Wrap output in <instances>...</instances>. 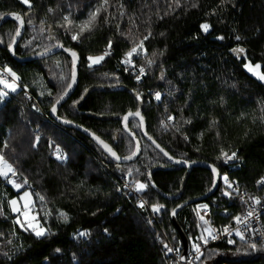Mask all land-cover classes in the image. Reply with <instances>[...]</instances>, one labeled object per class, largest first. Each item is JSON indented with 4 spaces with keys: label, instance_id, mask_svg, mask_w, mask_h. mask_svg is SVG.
<instances>
[{
    "label": "trees",
    "instance_id": "obj_1",
    "mask_svg": "<svg viewBox=\"0 0 264 264\" xmlns=\"http://www.w3.org/2000/svg\"><path fill=\"white\" fill-rule=\"evenodd\" d=\"M29 3L31 7L21 0H0V18L12 12L27 18L16 55L30 57L60 44L76 50L81 57L78 87L60 108L59 117L97 134L120 156L130 155L135 144L123 132L120 121H100L87 114L123 117L135 112L139 105L132 95L126 91H95L81 108L73 106L91 87L125 86L144 101L143 116L149 136L175 159L209 163L243 188L252 187V193L264 194V187L253 188L264 177V81L243 66L248 62L252 66L259 64L257 71L264 74V0H179V6L176 0ZM97 7L101 11L91 30L81 33L79 25ZM64 16L69 17L71 24L64 21ZM203 23L211 25L207 33L201 30ZM17 27L15 21L0 27V65L16 73L17 81L38 100L43 113L32 107L23 89L0 101V153L16 170L17 183L25 185L18 191L8 178L0 177V264H169L157 230L147 222L148 210L139 208L134 198L125 199L122 190L116 189H121L120 176L131 169L134 180L148 183L150 174L159 190L175 196L186 170L172 167L147 143L136 120L130 121V128L142 143V153L135 162L122 166V174L87 136L52 120L49 110L70 82L71 58L60 53L44 60L18 63L7 47ZM51 29L55 43L49 35ZM149 32L151 35L143 44L147 52L136 59L137 65L148 68V74L136 86L116 62ZM73 34L78 35V40L71 39ZM219 36L224 39H217ZM109 40L112 54L89 68L86 58L102 55ZM233 48H243L245 53L234 54ZM153 52L157 53L155 57ZM148 60L154 63L149 65ZM156 92L161 94L157 102L152 100ZM169 116L173 117L172 122L162 127ZM57 147L66 156L63 161L56 158ZM221 149L229 155L236 152L237 158L227 163L223 158L217 159ZM212 183L209 170L196 168L190 171L180 200L163 198L150 184L141 193L149 208L153 203L164 205L155 215L173 244L179 238L170 219L172 210L182 202L204 196ZM27 190L34 197L39 215L41 208L50 213L47 220L45 214L41 221L54 235L38 240L13 225L19 214L11 212L8 201L18 199ZM217 198L216 193L204 203L217 201L219 209L233 208ZM195 207L189 206L178 215L189 238L199 232ZM235 209L242 211L238 205ZM59 213L67 214V223ZM213 220L219 225L231 224L233 215L221 217L216 210ZM79 231L90 235L80 237ZM246 247L242 242L235 246L211 245L199 264H264V252L245 254ZM56 248L60 253L54 251ZM208 250L215 253L211 258ZM4 253L12 259H6Z\"/></svg>",
    "mask_w": 264,
    "mask_h": 264
},
{
    "label": "snow or ice",
    "instance_id": "obj_2",
    "mask_svg": "<svg viewBox=\"0 0 264 264\" xmlns=\"http://www.w3.org/2000/svg\"><path fill=\"white\" fill-rule=\"evenodd\" d=\"M22 3L25 4H29V0H21ZM221 2L223 3V0H221ZM103 3H107V0H103ZM177 6H179V0H176ZM29 7H31V5L29 4ZM193 7H195V5H193ZM49 12L53 11L52 9H48ZM101 11L100 7H97L95 9V11L89 12L88 13V19L85 21H82L81 24L79 25L80 28V32L83 33L86 29L87 30H91V26L94 24L95 19L97 17V15L99 14V12ZM123 15V13H121ZM14 18L16 21L19 22V27H17L16 31H15V36L18 37L21 33H20V29L23 27L24 25V19L19 15V14H13ZM64 21H66L68 24H71V21L69 20L68 16H64L63 17ZM29 24L32 23V20L29 19L28 21ZM43 24V21L41 22ZM61 27H63L64 25H60ZM201 30L204 33H207L210 28L211 25L207 24V23H203L201 24ZM117 29H119V25H117ZM43 30V29H42ZM151 35V33L149 32L148 35L144 36L142 40L139 41L138 44H136V46L132 47L130 51H128L125 54V58L122 59L121 63L123 65H125V71L128 70V65H130L132 63L131 61V57L133 56V54L136 55H140V52H147V49H145L143 47L144 41L147 40L149 38V36ZM161 35H163V33H161ZM71 39L73 41L78 40V35L77 34H73L71 36ZM217 39L219 40H223L224 37L223 36H219L217 37ZM237 40L240 39L239 36L236 37ZM15 44V37H13V41L12 43L8 44V49L10 52H12L13 54H15L14 52V48L13 45ZM58 47H63L62 45H57ZM111 48H112V41L109 40L108 41V45H107V50L99 56H88L86 59L88 61V66L89 68H91L93 65L95 64H100L105 57L110 56L111 53ZM139 50V51H138ZM64 51L69 52L70 56H71V66H72V73H71V83L67 84V88L65 89V91L63 92V94L58 95L55 102L52 104L51 106V113L53 115H56L57 113V105L61 103V101L65 98V96L68 95V90H70L73 87V84L76 82V65H77V60H78V54L75 51H72L70 49H64ZM231 51L234 54L239 55L240 53H245V49L243 48H233L231 49ZM41 55H43V53H41ZM157 55L156 52L152 53V56L155 57ZM162 55V53H161ZM149 65L153 64L154 61L153 60H148L147 62ZM249 72L253 73V75H257L258 79H260L261 81H264V74H258L257 73V69L260 68L259 64H256L255 66H252L250 64V62L245 63L243 65ZM10 75L14 78V80H18L19 77L16 75L15 72H12L11 69H6ZM144 67H140L139 69V73L140 75H137L135 78L136 80L139 82L141 79V76L144 74ZM161 79L164 78L163 76V72H161ZM61 79H63V76H61ZM0 84L4 85L6 88L11 89V91L15 92L16 91V85L15 83H9L8 81L4 80V79H0ZM8 93L0 91V100H3L5 96H7ZM41 95H43V93H41ZM154 98L156 101H160L161 100V94L159 92L154 93ZM81 99H83V97H81ZM136 99L138 101H140L142 98L137 95ZM77 103H79V101H74L73 102V106H75ZM38 110V109H37ZM130 116H134V117H139V122H140V126L141 128L143 127V116L141 115L140 111H136L135 113L129 112L127 115H125L123 117V121L125 122V129L127 130V121L129 119ZM169 120L173 119V117L169 116L168 117ZM64 123H71V121L68 120H64ZM188 123H190V121H188ZM179 130V129H177ZM145 135H147V133H144ZM134 137V134H133ZM149 140H151V137H148ZM93 139L96 140L99 144L102 145L103 149L109 154L110 157H112L113 159H115L116 161L120 160V157L117 155V153L112 149L111 146H109L107 143H105L103 140H101L99 137L95 136V134H93ZM185 139H187V137H185ZM36 141L38 143L39 141V137H36ZM153 143L155 144V141H153ZM35 146V145H33ZM159 151L163 154V156L167 157V159L169 161H173L176 164H180L183 163L185 165H189V161L188 160H178V159H174L171 155H169V153L167 151H165L163 148L160 147L159 144L155 145ZM5 147H7V144H5ZM140 150V146H139V142L137 141L136 144V151L132 152L130 155H127L124 157V159L126 160H130L133 157H135L137 155V153ZM56 153L57 156L56 158L58 160L63 161L64 159H66V156L61 154V150L59 149V147L56 148ZM223 158L224 162L227 163L230 160H235L237 158V153L236 152H232L231 155H229L228 153L224 152L223 149H221L220 152V156L217 157V159H221ZM131 169H129L128 171V175H131ZM138 171V170H137ZM211 171L213 173V176H219V172L217 170V168L215 166L211 167ZM9 173H11V175L13 177L16 176V170L13 168V166L8 163V161L5 159V156L3 153H0V177H4V178H8L9 177ZM223 182L226 185V189L222 192V195L225 197H231L232 193L229 192L227 189L233 188V183L229 181L228 176L225 174L222 176ZM9 183H11L15 188L19 189L22 187L21 184L17 183L15 180H9ZM25 183L27 182L26 180L24 181ZM214 186H215V180H214ZM258 183L264 184V178L261 179V181H259ZM149 184H151V187L155 188V184L151 183L150 181V174H149V182L145 183V182H140L139 180L133 181L132 185L134 188V191L136 193H143L145 192L148 187ZM129 184L125 183V188H128ZM118 192L121 191V189L117 188L116 189ZM236 191L238 192V188L236 189ZM29 197L30 194L28 192H25L24 195L22 197H20V200L25 201L24 205H23V211L21 212L20 208L17 207V200L16 199H12L10 201H8V205L9 208L11 209V212L16 213V212H21V215L17 216L13 221V225H19L20 229H22L24 232H28L30 235H32L35 239H42V238H47L50 235H54V233L51 232L50 228H46L44 225L40 224V222L37 220L36 216H32L31 218H29V208H30V203L29 201ZM40 200L43 202L44 197H39ZM252 200V203L254 205H260L261 204V200L259 197H251L250 198ZM145 201L141 200L138 202V207L143 209L145 207ZM177 207H182V205H177ZM200 207L204 208L205 210H207L208 205H201ZM164 208V205L158 204V203H153L151 205V211L153 213H159L160 210ZM119 211V210H117ZM255 213V209L250 210L247 212V215L245 217H243V219L240 216H234L233 219L236 221V223L238 225H243L245 230H249L250 229V225H249V219L251 217L254 216ZM3 214V210L2 207H0V215ZM50 215V213H46L44 219L47 220L48 216ZM93 215H95V213H93ZM171 215L175 216L176 215V209H173L171 212ZM21 216L24 217V219H21ZM59 217L61 219H63V221L65 223H67L68 221V217L66 213H59ZM200 219L203 221V225H197V227L202 228V232L201 235L197 237L196 242L193 243V250H194V258L196 260H199L201 258V256L204 255V252L202 251V247H206L207 244L209 243V240H216L218 238H220V236H230L231 232H230V226H224L222 230H216V229H212L210 227H204V225H208L209 221L205 220L203 216L200 217ZM148 223H151V221L149 220ZM105 232H107V229L104 230ZM258 230L257 229H251L250 230V235L256 233ZM206 233V235H205ZM78 236L80 237H84L87 235H90V233H88L87 231H79L77 233ZM235 235L240 237L241 241H245L247 247L244 249L245 254H247L249 251L250 252H264V233H261L260 235V239L257 242L256 240H246L244 233L239 229L236 228L235 229ZM229 244H233L234 241L232 239H228L227 241ZM164 249H166V252L171 253L173 251H175V249L173 247H169L168 244H164ZM54 251L56 253H60V249L56 248L54 249ZM241 249H237V252H240ZM214 251L213 250H208V257L211 258L212 255H214ZM5 256L6 259L11 260L12 257L8 255V253H4L3 254ZM181 259L184 260L186 259L184 256H181Z\"/></svg>",
    "mask_w": 264,
    "mask_h": 264
},
{
    "label": "built area",
    "instance_id": "obj_3",
    "mask_svg": "<svg viewBox=\"0 0 264 264\" xmlns=\"http://www.w3.org/2000/svg\"><path fill=\"white\" fill-rule=\"evenodd\" d=\"M116 66L120 70H122L124 76L130 78L132 83L135 84L136 86H139L140 84H142L143 79L147 75V70H145L144 74L141 76L140 81L138 82L135 77L137 75H140L139 72H133L132 68H128V70L125 71L124 68H121L119 61L116 62ZM6 69H8V68L0 65V79H4V80L8 81L9 83L14 82L15 85L18 87V89H23L25 92V97H26L27 101L32 105L33 108H35L36 110L38 109L37 111L43 113L41 105L39 104L38 100L36 98H34V96L29 91L24 89L21 86V84L19 83V81L14 80V78L10 75V73ZM147 100L149 101V98H147ZM171 122H172V120H166L162 123V125L165 126V125L170 124ZM222 176L223 175L220 176L219 188L217 191L218 198L216 200H218V199L225 200L231 206H233V208L219 209V204L217 203V201L213 202L212 204H207V203L203 202V203L196 205L195 213H196V217L198 219L199 225H203V221L200 219V217L203 216L205 220L209 221L208 225H204V227H210L212 229L222 230L223 227L227 225V226H230L231 235L230 236H223L222 235V236H220V238H218L216 240H209V243L207 244V246L202 247V251L204 253L211 245H214L217 243H224L228 246H235L237 242L245 243V241L240 240L239 236L235 235V229L236 228H239L244 233L246 240L251 239V240H256L257 242L260 239L261 233H264V194L258 195L256 193H252L250 191L252 189V187L249 190H247V189L243 188L237 180H234L229 175H227L229 178V181L233 183V188L227 189L229 192L232 193L231 197H225L222 195V192L226 189V185L223 182ZM261 179H259L258 181H256L254 183L253 188L260 189V188L264 187V184L258 183L259 181H261ZM120 181H121V190L123 193V197L125 199L131 200L132 198H134L137 200V202H139L141 200L145 201L141 197V193H136L134 191L132 181L130 180L128 174L121 175ZM125 183L129 184L128 188H125ZM237 188H238V192L236 191ZM251 197H259L261 200V204L260 205H254L252 203V200L250 199ZM205 204L208 205L207 210L200 207L201 205H205ZM235 205L240 206V209H242V211L241 210L235 211L236 210ZM145 208L148 210V213H149V218L147 219V222L150 220L151 223H148V224L154 230H157L156 232L158 235V240L163 244V246H164V244H168L169 247H173L175 249V251H173L171 253L166 252L167 258H168V263L169 264H199L203 256H201V258L199 260H196L194 258V250H193L192 246H193V243L196 242L197 237L201 235L202 228L199 227V232L195 237H191V238L188 237V239H189V252L185 257L186 259L184 261H182L181 256L183 253V245L180 242V240H178L177 244H173L169 232L166 231L165 229H163L159 225V221H158L155 213H153L151 211V208H149L147 206V203H145ZM253 209H255V213H254V216L249 219V225H250L249 230H245L244 226L242 224L238 225L234 219L232 220L231 224H226V225L216 224L213 220V215H214V212H216V210L219 212L221 217H227V216H231V215H233V217H234V216L238 215L243 219V217H245L247 215V212L250 210H253ZM253 228L257 229L258 231L256 233L250 235V230ZM205 235H206V233H205ZM228 239H232L234 241V243L229 244L227 242Z\"/></svg>",
    "mask_w": 264,
    "mask_h": 264
},
{
    "label": "water",
    "instance_id": "obj_4",
    "mask_svg": "<svg viewBox=\"0 0 264 264\" xmlns=\"http://www.w3.org/2000/svg\"><path fill=\"white\" fill-rule=\"evenodd\" d=\"M14 12L12 13H8L6 15H4L3 17L0 18V27H2L5 23L7 22H10V21H15L18 23L19 25V22L15 20L14 16H13ZM15 14H18V13H15ZM20 15V14H19ZM23 19H24V25L23 27L20 29V35L18 37L15 36V44L13 45V48H14V52L15 54H13L12 52L9 51V54L10 56L16 60L18 63H24V62H30V61H35V60H44L46 58H49V57H52L54 55H57V54H60V53H63V54H66L67 56H70L69 52H66L64 51V49H70L68 47H65L64 45H62L63 47H58L57 45H60V44H56L53 48L49 49L48 51H45L43 52V55L40 54H37V55H34V56H30V57H19L16 55V48L19 44V42L21 41V39L23 38L24 34H25V30H26V27H27V24H26V19L20 15ZM54 32L53 30L51 29L49 31V35L52 36V41L55 43L56 40L54 38ZM72 51H75L77 54H78V60H77V65H76V82L73 84V87L68 90V95L65 96V98L61 101L60 104L57 105V113L56 115H53L51 113V108L49 110V115L51 117L52 120L56 121L58 124H60L61 126L65 127V128H69V129H73V130H76L82 134H84L85 136H87L91 141H93L97 146L98 148H100V150L112 161L115 163V169L117 170L118 173L122 174L123 173V169H122V166L125 165V164H130V163H133L135 162L141 155L142 153V143L140 141V139L138 138L137 134L130 128V121L131 120H137L139 122V117H134V116H130L128 121H127V130L125 129V122L123 121V117L125 115H127L128 113H126L123 117H116V116H105V115H98V114H92V113H88L87 116L90 117V118H93V119H96V120H100V121H120V124H121V127H122V130L123 132L134 142L135 144V150L136 151V144H137V141L139 142V146H140V150L139 152L137 153V155L135 157H133L132 159L130 160H126L124 159V157L120 156L117 151L113 148V146L111 144H109L108 142H106L105 140H103L101 137H99L97 134L87 130L86 128L80 126V125H77L73 122L71 123H64L63 121L65 119H62L61 117H59V110L60 108L66 104V102L72 97V95L75 93L77 87H78V84H79V70H80V66H81V57L79 55V53L76 51V50H73V49H70ZM72 73V72H71ZM71 77H70V82L71 83ZM95 91H103V92H118V91H126L128 92L130 95H132L135 99H136V96L140 94H138L136 91L130 89V88H127L125 86H122V85H118V86H113V87H100V86H95V87H91L89 88L84 96H83V99H81L79 101V103H77L75 105V109H79L81 108V106L84 104V102L87 100V98L92 94L94 93ZM141 97V96H140ZM142 98V97H141ZM138 105H139V111L141 113V115L143 116V111H144V101L143 99H141L140 101H138L136 99ZM137 110V111H138ZM136 112V111H135ZM135 112H132V113H135ZM140 124V122H139ZM141 127V126H140ZM147 133V135H145L144 133ZM93 134H95V136L99 137L101 140H103L105 143H107L109 146L112 147V149L117 153V155L120 157V160L119 161H116L115 159H113L112 157L109 156V154L103 149L102 145L99 144L96 140L93 139ZM133 134H134V137H133ZM141 134L144 138V140L149 143L156 151H158L162 156L163 154L159 151V149L155 146L156 144H158L156 141H155V144L153 143V139L149 140L148 137L149 134H148V130H147V122L143 116V127L141 128ZM116 141V140H115ZM161 147V146H160ZM162 148V147H161ZM164 149V148H163ZM165 150V149H164ZM166 151V150H165ZM171 155V154H169ZM172 156V155H171ZM167 162L172 166V167H179V168H183L186 170V173H185V176L183 178V181H182V184H181V187H180V191L178 192V194H176L175 196H168L167 194L163 193L161 190H159L157 188V186L155 185V188L152 187V189H154L160 196H162L163 198L167 199V200H170V201H177V200H180L183 193H184V189H185V186H186V183L189 179V176H190V171L193 170V169H196V168H203V169H207L209 170L211 173V167L214 166V165H211L209 163H205V162H189V165H185L183 163H180V164H176L174 163L173 161H169L167 159V157L163 156ZM173 157V156H172ZM174 158V157H173ZM175 159V158H174ZM216 167V166H215ZM217 168V167H216ZM219 174H220V171L219 169L217 168ZM212 176H213V173H212ZM220 176H216L214 177L213 176V182L215 180V186H214V183H212V186L210 188V190L204 195V196H201L199 198H196V199H193V200H189V201H186V202H182L180 203L179 205H182V207H176L174 209H176V215L173 216L170 214V219H171V222L174 226V228L176 229L177 231V234H178V238L180 240V242L182 243L183 245V253H182V256L186 257V255L188 254L189 252V239L186 235V233L184 232L183 228L180 226L179 222H178V215L179 213L189 207V206H192V205H197V204H200V203H203L205 202L206 200H208L209 198H211L212 196H214L217 191H218V188H219V182H220ZM151 183H153L152 180H150ZM151 185V184H150ZM185 260V259H184ZM182 260V261H184Z\"/></svg>",
    "mask_w": 264,
    "mask_h": 264
},
{
    "label": "rangeland",
    "instance_id": "obj_5",
    "mask_svg": "<svg viewBox=\"0 0 264 264\" xmlns=\"http://www.w3.org/2000/svg\"><path fill=\"white\" fill-rule=\"evenodd\" d=\"M23 5H25V6H27V7H29V4H25V3H22ZM31 5V4H30ZM139 51V50H138ZM145 55V52H143V51H141L140 52V55H136V54H133V56L130 58L131 59V61H132V63L130 64V65H128L127 67L128 68H132V71L133 72H139V69H140V67H144V70H147V74H148V68L146 67V66H144V65H137L136 64V59L137 58H140V57H143ZM106 58V57H105ZM125 57H123L122 59H124ZM122 59H120V66H121V68H124L125 69V65H123L122 63H121V61H122ZM102 63V62H101ZM100 63V64H101ZM59 64V63H58ZM97 65H99V64H95V65H93L92 67H94V66H97ZM257 71V70H256ZM257 73L258 74H260L258 71H257ZM147 76V75H146ZM256 77H257V75H255ZM42 86H44V83H42ZM44 88V87H43ZM18 90V87L16 86V91ZM45 90V89H44ZM0 91H3V92H6V93H8V95L7 96H5L4 97V99H7V98H9V97H11L12 96V93H14L13 91H11V89H9V88H6L4 85H2V84H0ZM15 91V92H16ZM43 92V91H42ZM46 92V91H45ZM3 99V100H4ZM152 100H155V98H154V96H152ZM0 101H2V100H0ZM156 101V100H155ZM157 102V101H156ZM169 120V119H168ZM172 120V119H171ZM162 127H164L163 125H162ZM7 160V159H6ZM8 161V160H7ZM8 163H10L9 161H8ZM11 164V163H10ZM12 165V164H11ZM13 166V165H12ZM14 168V167H13ZM129 176V178H130V180L133 182V181H136V180H134L133 179V177H132V173H131V175H128ZM4 178V177H3ZM8 179L9 180H15L16 182H17V177L15 176V177H13L12 175H11V173H9V177H8ZM140 182H143L142 180H139ZM19 184H21L22 185V187L21 188H19V189H17L18 191L19 190H23L24 189V187H25V185L23 184V183H19ZM25 192H28L29 194H30V197H29V203H30V208H29V218H31L32 216H36V218H37V220L40 222V224H42V225H44L43 224V222L41 221V217H43L46 213H44L43 212V209L41 208V214L39 215V213H38V211L36 210V207H34V205H35V203H34V197H33V195H32V193L30 192V191H25ZM24 192V193H25ZM24 193H22L21 195H20V197H22L23 195H24ZM20 197L18 198V199H16L17 200V207L18 208H20V210H21V212L23 211V205H24V203H25V201H23V200H20ZM21 212H16L17 214H19V215H21ZM21 219L23 220L24 219V217L23 216H21Z\"/></svg>",
    "mask_w": 264,
    "mask_h": 264
},
{
    "label": "flooded vegetation",
    "instance_id": "obj_6",
    "mask_svg": "<svg viewBox=\"0 0 264 264\" xmlns=\"http://www.w3.org/2000/svg\"><path fill=\"white\" fill-rule=\"evenodd\" d=\"M137 121V120H136ZM138 122V121H137ZM139 123V122H138ZM140 125V124H139ZM140 129H141V127H140ZM165 159V158H164ZM166 160V159H165ZM167 161V160H166Z\"/></svg>",
    "mask_w": 264,
    "mask_h": 264
}]
</instances>
